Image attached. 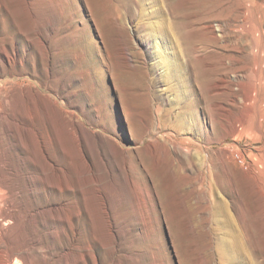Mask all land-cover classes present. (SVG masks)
I'll return each mask as SVG.
<instances>
[{
    "label": "rangeland",
    "instance_id": "obj_1",
    "mask_svg": "<svg viewBox=\"0 0 264 264\" xmlns=\"http://www.w3.org/2000/svg\"><path fill=\"white\" fill-rule=\"evenodd\" d=\"M262 16L264 0H0V264H264ZM53 121L62 144L46 143ZM185 137L208 160L204 194L173 152ZM96 144L119 149L99 182ZM221 203L245 236L235 260Z\"/></svg>",
    "mask_w": 264,
    "mask_h": 264
},
{
    "label": "bare ground",
    "instance_id": "obj_2",
    "mask_svg": "<svg viewBox=\"0 0 264 264\" xmlns=\"http://www.w3.org/2000/svg\"><path fill=\"white\" fill-rule=\"evenodd\" d=\"M263 13V12H262ZM263 17V16H262ZM259 18V17H258ZM264 19V17H263ZM165 20V19H164ZM163 20V21H164ZM248 21V20H247ZM246 21V22H247ZM165 22V21H164ZM174 23V22H172ZM261 25L263 24V21L261 22ZM161 24V23H160ZM165 24V23H164ZM163 23L161 25H158L159 28L163 27L164 25ZM166 25V24H165ZM172 25V24H171ZM258 27V26H257ZM249 29V27H247ZM251 29V28H250ZM249 29V30H250ZM255 29V28H254ZM256 30V29H255ZM255 33V32H253ZM256 35V34H254ZM258 37V36H255V38ZM254 38V41L256 43V45L258 46L257 48H259L260 50V57L262 58V62H264V27H262L261 31H259V39L256 38L255 40ZM179 41V40H178ZM178 43V42H176ZM183 44V43H182ZM180 44L179 42V54L183 53L184 52V47L183 45ZM177 45V44H176ZM259 57V58H260ZM184 58V57H183ZM4 62L7 61V59H2ZM11 61V60H10ZM184 65V62H181V65L180 66H183ZM262 66V65H261ZM175 79V77H174ZM221 82V81H220ZM223 82H225V80H223ZM1 83V82H0ZM227 84V83H226ZM3 85V84H2ZM1 86V85H0ZM222 86V85H221ZM226 86V85H224ZM4 87V86H3ZM223 88V86H222ZM243 88H244V99H245V104H244V107L246 109H250L251 106L250 104L248 103L249 102V98H250V94L251 92H253V90L249 87V85L247 84H243ZM221 89V88H220ZM2 91L3 89L0 88V99H1V94H2ZM4 95V94H3ZM2 95V96H3ZM3 101V100H2ZM234 101V100H233ZM1 101H0V105H1ZM61 102H58V104H60ZM236 103V102H235ZM65 113L67 115L70 116L71 120H72V125L73 127L70 129V133L71 135L73 136L74 138V141L76 142V144L78 145V147L80 149L83 150V146L85 145V143L87 144L85 138H84V135L82 133V131L84 130V127L86 125L85 122L82 121V116L80 114H78L76 112V110H71L72 106H69V105H66L65 103H62L61 104ZM3 106V105H2ZM76 106V105H75ZM1 109H0V113H1ZM36 111L44 118L46 119L47 117V120L50 119V116H49V112L46 111L44 108L40 107L39 105L36 106ZM59 122L62 120L60 117L59 119H57V122ZM54 122V121H53ZM55 124L56 122L52 123V133L51 131L49 130V128H47L46 130V134H45V140H46V143L47 144H52L54 141L58 142L59 144H62L63 143V137H62V132H58V130L55 129ZM178 126V129L180 127V125H177ZM183 128V127H182ZM181 128V129H182ZM239 129L238 125L234 126L233 129H232V134H235L237 132V130ZM258 131L261 133V134H264V125H258L257 127ZM231 130V129H230ZM256 130V129H255ZM96 133V132H95ZM260 134V135H261ZM257 136V134H256ZM102 137L106 138V136H103ZM174 136L173 135H168L167 137V142H173L174 141ZM44 140V141H45ZM189 139L188 138H183L180 142L181 144V149L179 150L178 147L176 146H173V152L177 155L178 158L182 159L184 156H187L191 162V164L195 165L197 168H198V172H199V176H200V180H201V187L202 188V193H206L207 190V185H208V182H207V175L205 174V169L208 167V160L206 158V156L204 155H201L200 153H196L194 154L193 156H190V147H189ZM151 145H153V141L150 142ZM198 147L202 148L201 145H198ZM87 149V148H86ZM106 147H103L99 144H96V147H95V181H100V177L98 175V170H99V166L100 165H104L106 166L107 165V161H105V158L103 157V155L105 154L106 155V152L107 150L110 152V154L112 155H116L119 151V149L116 148H112V149H107ZM192 150V149H191ZM152 152H154V148L152 147ZM119 154V153H118ZM49 161V160H48ZM85 161H86V164L88 166V168H91V164H90V161L86 159L85 157ZM260 161L262 163H264V159H260ZM50 166L52 169H54L55 167V164L54 163H51L50 162ZM49 166V167H50ZM119 167L120 169L125 172L127 171V165L125 162H121L119 164ZM140 182V181H139ZM135 183V182H134ZM52 188H54V190L56 192H63L62 189H60L58 186H51ZM148 187L145 186L143 187L142 186V192L144 193L145 197H150V191H148ZM47 195V194H46ZM49 196V195H48ZM50 198V197H49ZM57 200V199H56ZM67 200V199H65ZM149 200V199H148ZM63 201V199H62ZM61 201V202H62ZM72 201V200H71ZM68 202V201H67ZM149 202V201H148ZM9 205L8 203L6 202V195L4 193V191H2L0 189V218H3V219H6V217H8V211H9ZM214 214H215V218H216V223L217 225H222V226H225L227 228V235L229 236V239H225V238H221L220 239V248H221V252L222 253H225V250L226 247L229 249L228 251V254L230 256L231 259H237V255L240 257V254L243 253V251L245 250V236L243 235V232L241 231L240 229V226L236 223V220L234 219L233 215L229 212L228 208H227V205L225 203H221L219 205V207H217V209L214 211ZM224 216V221H221V217ZM80 218V217H79ZM5 225V222L4 220H1L0 219V230L4 227ZM219 227V226H218ZM218 229V228H217ZM220 229V228H219ZM227 254V255H228ZM224 258V257H223ZM241 258V257H240ZM98 263V257L96 256L95 257V264Z\"/></svg>",
    "mask_w": 264,
    "mask_h": 264
}]
</instances>
